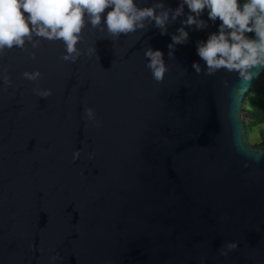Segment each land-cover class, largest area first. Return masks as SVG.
<instances>
[{
	"label": "water",
	"instance_id": "1",
	"mask_svg": "<svg viewBox=\"0 0 264 264\" xmlns=\"http://www.w3.org/2000/svg\"><path fill=\"white\" fill-rule=\"evenodd\" d=\"M180 19L168 35L149 25L119 40L88 24L78 48L95 45L99 59L65 62L63 42L45 39L0 56L12 81L0 80V264H264V144L248 146L240 120L264 69L250 86L195 72L197 41L219 21L185 29L190 42L169 58ZM148 47L164 53L163 83Z\"/></svg>",
	"mask_w": 264,
	"mask_h": 264
},
{
	"label": "clouds",
	"instance_id": "2",
	"mask_svg": "<svg viewBox=\"0 0 264 264\" xmlns=\"http://www.w3.org/2000/svg\"><path fill=\"white\" fill-rule=\"evenodd\" d=\"M187 7V12H185ZM207 14V20L202 17ZM180 19L181 26L171 35V43L167 45L168 57H174L177 45L190 42L189 31H204L219 21L217 30L208 34L206 40L197 41L196 54L203 61L194 62L192 68L197 74L214 75L224 70L236 73L242 85H251L258 78L259 70L264 69V0H179L178 7L173 9L165 5L163 0L148 7H139L136 0H0V56L14 47L26 50V44L32 48L40 46L41 39L51 42L61 41L65 53L60 57L65 62L76 63L82 54L89 58L96 56L97 49L88 47L82 53L78 44L82 42L83 29L90 24L93 29L106 32L113 40L147 30L149 25L159 29L160 35H168L169 25ZM252 34V35H249ZM148 60L147 69L157 83H163L168 72L164 53L148 47L144 52ZM35 59V54H32ZM23 77L29 81H38L42 73L24 72ZM0 80L8 87L12 81L6 70L0 73ZM227 86V81L224 82ZM40 98L47 99L52 95L51 89H33ZM240 89H237L239 94ZM243 109V105H242ZM85 118L96 120L92 108L84 109ZM248 117L240 112V120L246 133V143L261 137V129L246 130ZM98 126V125H97ZM81 151L73 153V162L80 158ZM259 157V153L256 154ZM95 153L89 154V160ZM245 167H248L245 164ZM83 175V172H81ZM238 243L231 242L222 248L220 254L227 256L237 249ZM59 258L53 257L55 260ZM203 264V261H201Z\"/></svg>",
	"mask_w": 264,
	"mask_h": 264
},
{
	"label": "trees",
	"instance_id": "3",
	"mask_svg": "<svg viewBox=\"0 0 264 264\" xmlns=\"http://www.w3.org/2000/svg\"><path fill=\"white\" fill-rule=\"evenodd\" d=\"M243 112L248 119L245 122L246 130L261 129V141L264 140V81L245 101Z\"/></svg>",
	"mask_w": 264,
	"mask_h": 264
},
{
	"label": "rangeland",
	"instance_id": "4",
	"mask_svg": "<svg viewBox=\"0 0 264 264\" xmlns=\"http://www.w3.org/2000/svg\"><path fill=\"white\" fill-rule=\"evenodd\" d=\"M261 140L260 139H254V140H250L249 142L250 143H258V142H260Z\"/></svg>",
	"mask_w": 264,
	"mask_h": 264
}]
</instances>
